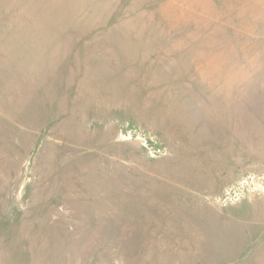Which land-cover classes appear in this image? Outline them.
<instances>
[{"label": "rangeland", "instance_id": "374dc122", "mask_svg": "<svg viewBox=\"0 0 264 264\" xmlns=\"http://www.w3.org/2000/svg\"><path fill=\"white\" fill-rule=\"evenodd\" d=\"M0 264H264V0H0Z\"/></svg>", "mask_w": 264, "mask_h": 264}]
</instances>
